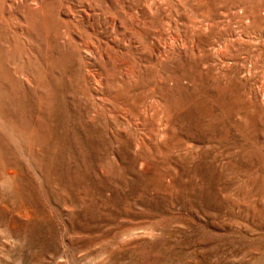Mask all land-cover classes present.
I'll list each match as a JSON object with an SVG mask.
<instances>
[{"label": "rangeland", "instance_id": "374dc122", "mask_svg": "<svg viewBox=\"0 0 264 264\" xmlns=\"http://www.w3.org/2000/svg\"><path fill=\"white\" fill-rule=\"evenodd\" d=\"M0 264H264V0H0Z\"/></svg>", "mask_w": 264, "mask_h": 264}]
</instances>
